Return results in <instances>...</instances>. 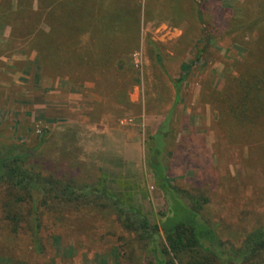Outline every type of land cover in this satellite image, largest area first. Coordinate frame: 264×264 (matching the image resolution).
I'll list each match as a JSON object with an SVG mask.
<instances>
[{"label": "rangeland", "instance_id": "1", "mask_svg": "<svg viewBox=\"0 0 264 264\" xmlns=\"http://www.w3.org/2000/svg\"><path fill=\"white\" fill-rule=\"evenodd\" d=\"M40 1L27 2L19 30L0 18V143L19 144L46 177L104 182L160 231L148 240L110 209L50 201L38 251L26 222L12 232L0 193V264H188L170 253L169 202L153 170L170 116V152L166 131L157 148L171 185L210 201L200 212L220 238L215 264H264V251L236 259L264 227V115L233 109L245 103L241 80L263 74L264 0H49L59 3L52 17ZM8 3L15 12L18 0Z\"/></svg>", "mask_w": 264, "mask_h": 264}, {"label": "trees", "instance_id": "2", "mask_svg": "<svg viewBox=\"0 0 264 264\" xmlns=\"http://www.w3.org/2000/svg\"><path fill=\"white\" fill-rule=\"evenodd\" d=\"M8 1H0V18L4 16L9 23H15L19 30L22 16L27 13L24 12V9L27 8V2L29 3L30 0H18V8L15 12L12 10L6 11L10 5L8 3L7 6ZM107 1L111 2L112 0ZM58 4V1L41 0L40 8L42 9L43 6L44 12L52 17ZM31 11L34 13L40 12L34 9V6H32ZM35 16L38 15L35 14ZM260 22L257 20L251 22L246 31L253 32L258 28ZM54 27L52 24L48 34L55 30ZM262 53L264 54V52ZM110 56L109 54L104 59L98 58V60L109 62ZM187 69L188 67L185 68L186 71ZM185 80L186 76L176 83L177 86L175 85L177 91L176 103L180 100L179 93ZM241 81V93L244 94L242 95V101L245 100V103H238L241 102L238 100L233 103V109L236 107L240 118L247 113V109L259 110V114L264 115V70L262 75H249L247 80ZM172 118L170 116L161 125L154 137L155 147L153 148L156 159L153 164L154 174L169 202V214L162 225V230L167 238L170 253L173 254L175 259L184 257L188 260V264H215L214 258L220 259V257L214 253L212 246L216 243L219 244L220 238L215 228L203 220V214L200 212L205 205L209 206L210 201L208 199L203 202L198 201L172 186L167 175V169L161 159L163 154L157 148L159 136H162L163 132L166 131L163 135L166 149L164 154L170 152ZM48 134V131L45 132L42 138ZM42 142L45 143L44 140ZM20 149L21 147L17 143H11L10 145L0 143V193L8 200L5 220L10 224L12 232L17 234L24 230L22 224L26 222L32 234L33 244L38 251L42 250L39 238L41 228L39 216L45 211L44 207H47L50 201L63 204L66 212L75 210L81 212L83 209L91 207L96 210L110 209L116 214L125 229L136 233L140 237L148 238V240L153 239L154 235L160 231V227L150 225L139 210L131 205H121L120 199L108 192L104 182L100 183L98 187L78 188L74 186V183L59 181L54 177H46L41 172L28 167L25 159L30 154L29 152L22 154L24 151L18 152L17 150ZM159 168L164 169V171L161 172ZM24 209H28L27 218L30 219V222L26 219V215L22 213ZM179 213H183L187 219L177 222L176 218ZM262 251H264V227L249 235L245 246L240 249L236 259L246 260L248 257H254Z\"/></svg>", "mask_w": 264, "mask_h": 264}]
</instances>
